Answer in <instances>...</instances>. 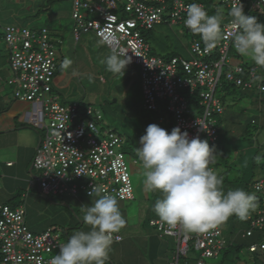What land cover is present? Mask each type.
<instances>
[{"label":"built area","instance_id":"built-area-1","mask_svg":"<svg viewBox=\"0 0 264 264\" xmlns=\"http://www.w3.org/2000/svg\"><path fill=\"white\" fill-rule=\"evenodd\" d=\"M224 1L234 8L244 0ZM263 2L256 0L252 7ZM207 17L202 3L194 0H120L119 4L116 0H72L73 39L77 41L81 34L92 33L112 53L138 65L144 108L157 112L164 109L173 120L176 138L167 142L165 152L172 171L170 187L180 212L173 221H151L175 240L172 264H177L193 239L202 258L197 264H204V257L216 256L225 246L221 229L208 210H186L189 176L192 161L200 151L201 135L205 133L211 141L217 138L216 115L224 109L216 93L221 78L250 88L257 76L256 69L249 67L245 77L243 67L233 64L229 55L231 47L241 48L246 44V36L239 32L243 21L238 18L223 25L219 41L215 42L217 48L202 47L197 41L191 44L192 54L205 60L177 56L163 59L153 55L143 32L160 24H183L188 28L211 26V21H205ZM2 39L10 68L5 83L15 99L30 103L25 123L43 133L31 165L38 171L33 180L38 191L45 196L83 193L91 197L133 200L134 188L122 137L102 128L99 109L91 105L83 107L79 101H60L55 93L58 46L62 39L52 38L46 27L33 29L15 24L4 26ZM258 88L264 99V80ZM184 91L198 99L200 109L189 106ZM261 186V182L255 185ZM261 199L263 204L256 208L251 228L245 235L264 228V194ZM94 213L108 227L104 234L107 242L121 241L116 209L98 208ZM263 248L264 240L248 246L250 252ZM68 251L52 229L36 233L28 228L25 204H0V264L78 263L76 258L68 259Z\"/></svg>","mask_w":264,"mask_h":264},{"label":"rangeland","instance_id":"rangeland-1","mask_svg":"<svg viewBox=\"0 0 264 264\" xmlns=\"http://www.w3.org/2000/svg\"><path fill=\"white\" fill-rule=\"evenodd\" d=\"M116 1L119 4L120 0ZM194 1L205 3L210 17L215 20H218L220 15L226 19L242 18L241 12L226 9L224 6L219 7L220 13L211 11L213 5L211 6L208 0ZM71 10L72 0H0V25L2 29L8 24L33 29L46 27L52 38L58 39L57 35H61L63 43L58 46V64L62 62V67L54 78L58 99L66 103L79 101L82 106L86 104L94 106L101 111L102 120L99 124L102 128L115 131L122 137L125 160L134 188L133 200L88 197L83 193L74 197L66 194L44 196L39 193L37 187L35 188L37 197L31 195L27 204L25 199L22 200L27 206V212L29 211L27 222L31 220L30 226L35 227L37 224V228L42 229L41 232L52 229L57 233L60 241L68 247L69 260L77 257L80 264H88L89 260L90 264H94L99 252H105L107 249L104 234L108 227L92 214L97 206L117 209L118 230L131 233H139L137 230L139 225L158 230L149 225L146 220L148 217H161V220L167 222L173 221L178 215V209L173 203L174 192L167 189L172 171L170 161L165 156L166 144L170 139L175 141L176 132L173 121L167 114H164L165 121L159 123V118L163 114L144 108L140 69L137 65L129 63L124 58L106 57L112 54L93 37L92 33L81 34L80 40L75 42L71 35L73 24ZM0 32V97L5 100L4 103L0 102V118L9 119L15 116L22 120L30 103L15 99L10 86L5 83L10 68L8 54L7 57L5 55L2 31ZM148 35L153 54L174 53L186 59L190 58L188 47L191 37L182 25H156ZM255 39L246 38L245 41H249L247 46L237 49L236 55L231 52L230 56L233 57L231 59L233 64L257 65L259 76L264 70L258 61L260 47ZM102 56L109 58L107 63L102 61ZM113 63L116 65L111 68ZM258 81L257 78L254 87L248 88L249 91L240 99L234 100L232 95L225 97L223 112L216 115L219 142L211 143L203 133L200 138V153L193 161L186 196L187 210L209 209L216 217L224 236L235 245L240 243L244 245L241 251L229 250L226 256L222 250L217 257H204L205 264L253 262L254 255L248 252L247 244L254 242L255 236L242 238L239 235L240 230L246 227V212L251 208L253 197L244 203L243 197L238 193L252 194L251 185L247 186V190L244 181L251 183L249 179H252V176L256 179L264 176L262 171L264 155L259 160L255 156L258 144L264 140V125L258 126L257 129L250 127L248 140L242 139L238 131L233 133L232 131L235 128L241 133L242 126L236 123L240 121L243 123L250 116L259 117L258 124L264 122L261 118L264 113V99L257 90ZM217 95H222V92L217 91ZM232 116H235V123L231 121ZM227 130L230 132L226 133ZM42 134L37 133L38 136ZM133 159L137 164H132ZM208 166L213 168L211 172L207 170ZM34 173L35 176L38 175V171L35 170ZM34 184L37 182L34 181ZM156 205L158 211L154 213L152 210ZM144 216H147L145 220ZM124 220L127 226L123 225ZM188 231L191 234L193 232L191 227ZM163 235L165 237L162 240L166 242L168 248L164 256H174L176 252L174 238ZM128 236H131L133 244L136 242L137 248L141 238L138 239L135 234ZM140 250L142 252L143 247ZM99 255L102 257L103 254ZM199 256L200 252L194 248L193 239L190 249L180 256L178 264H196ZM263 263L264 260L257 261V264Z\"/></svg>","mask_w":264,"mask_h":264},{"label":"crops","instance_id":"crops-1","mask_svg":"<svg viewBox=\"0 0 264 264\" xmlns=\"http://www.w3.org/2000/svg\"><path fill=\"white\" fill-rule=\"evenodd\" d=\"M0 30L3 33V29L1 28V25H0ZM57 37L58 39H62L61 35L59 36L57 35ZM93 37L95 36L93 35ZM79 40L80 38L77 41ZM62 43L60 45H62ZM100 43L102 44V46L105 47L106 50H108L109 53L112 54V55L108 54L106 57L109 56L119 57L114 53H112L102 42ZM4 50H5V55L7 57V51L5 47ZM102 59L103 62L107 63V60L109 58H105L104 56H102ZM115 65L116 63L111 64V68L112 67L114 68ZM54 88H55V93L58 95L56 85L54 86ZM2 98L3 97L1 96L0 102L3 101L4 103L5 100H2ZM158 122L161 123L162 120H159ZM37 133L39 132H37L36 130H34L25 123L24 117L22 118V120H19V118H16L15 116H11L9 119L3 117L0 118V204H9L11 206H16L20 203L24 204V202L22 201L24 199L27 204L29 201L28 199L31 195L33 197H37L35 190L37 184L36 185L34 183L31 184V182L35 180L36 177L34 173L35 170L32 169L31 167L32 160L41 137L38 136ZM7 162H12V163L10 165H7ZM167 189L172 190L171 188H167ZM104 208H109V207H104ZM152 211L154 213H157V209L155 207ZM187 211H191V209ZM27 214L29 215V211L27 212V206H25L26 225L33 232L36 233L41 232L42 229H40L39 227L37 228V224L35 225V227L30 226L29 222H31V220L29 218L30 221L27 222V217H28ZM118 216H119V212H118ZM146 217L147 216H144V220L146 219ZM148 219H150L149 220L150 221L149 225H150L152 220L161 219V217L151 216L148 217L146 220ZM97 220L104 222L98 218ZM123 225L127 226L126 220L123 221ZM153 226L154 225H152L151 227ZM146 228H147L146 225L144 226L139 225L137 228V230H139V233H131L129 231L124 232V230L123 231L118 230L122 235V240L111 243H108L106 241L107 244L106 251L99 252V254H103V255L101 257L98 254V256H96L94 260V264H172L174 260L173 258L174 256L173 255L169 257L164 256V253L166 249L168 250V248L166 242L162 240L165 237L163 233H160V231L158 230H152L150 228L147 229ZM156 229L158 228L156 227ZM104 230L102 231V235L104 233ZM129 234H135V236L138 237V239L141 238V240L138 241L140 246L138 245V247L136 248V242H134L133 244L131 236H128ZM137 234L140 235L143 234L145 235L144 236L145 238H143V235L139 236ZM141 247H143L142 252L140 250ZM76 259L78 261L77 257ZM90 263L91 262L89 260L88 264ZM77 264H80L79 261Z\"/></svg>","mask_w":264,"mask_h":264},{"label":"trees","instance_id":"trees-1","mask_svg":"<svg viewBox=\"0 0 264 264\" xmlns=\"http://www.w3.org/2000/svg\"><path fill=\"white\" fill-rule=\"evenodd\" d=\"M49 1H52V0H49ZM254 1H256V0H244L243 3L240 6L234 7V8L227 6V4H226V2L224 0H208V3L211 6L213 5V8L211 9V11H213V12L220 13V8H219L220 6H224L226 9H230V10H234V11L241 12L242 18L241 19L238 18V19L243 21V26L240 27L239 32H241L242 36H246V38H249V37L254 38V39L256 38L257 41L259 42L260 51H259V59H258V61H259L260 64H262V67H263V70H264V2L263 3H259V5L256 6V7H252V3ZM195 2H199V1H195ZM202 5H203V7L206 10L207 15L209 16V18L207 17L208 19L205 20V21H211L213 23L211 26L203 27L201 25L200 26L198 25V26H195V27H191V28L189 27L188 28V27H185L183 24H179V25H182L184 27V29L190 34V37H191V39L189 41V47H188V52L190 54V58L189 59H186V58H183L180 55L174 54V53L166 54V55H158V56L162 57L163 59L164 58L165 59H169V58H171L173 56H177V57L183 58L185 60H191V59H194V58H199L198 56L193 55L192 54V51H191V44L193 42H195V41H197L202 47H213V48H217V44H215V42H218L219 41L218 39L221 36L222 27L230 19H226L222 15H220L219 19L218 20H215L212 17H210V13H209V11H207V7H206L205 3L202 2ZM231 19H233V18H231ZM150 31L151 30H149V32ZM149 32H147V31L146 32H143V34L147 38V41H149L148 40V38H149L148 33ZM245 40H244V42H246ZM247 43H249V41H247L246 44H244V46H247ZM242 47L243 46H241V48ZM237 49H240V48L231 47L230 48V51H229V55H231V52H233L236 55ZM152 51H153L152 50V47H150V53L151 54H153ZM153 55H155V54H153ZM215 55H216V51L214 52V56ZM200 58L203 59V60L206 59L205 57H200ZM230 58L232 59L233 57L230 56ZM237 64L241 65L243 67V69L245 70V72H244V76L245 77L247 76L246 74H247V71H248V68L249 67H254L256 69V74L255 75L257 77H255L254 79H252V86L250 88L254 87V81L258 78L259 81L257 83V90H258V92H259V94H260V96L262 98V94L260 93V90L258 88V84L264 80V71L261 74H259V76H258V66L257 65H255V66H246L247 63H237ZM134 65H136V64H134ZM61 67H62V63L57 64V69H56V72H55V76L61 71ZM217 91H221L222 92V95H217V96L220 98V100L222 102V105H224L223 102H224V99H225V97L227 95L228 96L229 95H232L233 96V99L234 100H237V99H240L241 97H243L246 94V92L249 91V89L247 87L243 86V84H237V83H235L232 80H228V79L222 77L221 80L219 81L218 86H217L216 93H217ZM141 92H142V90H141ZM184 94H185L186 98H188L189 106L191 108L197 109L199 107V105H198V99L194 95H190L187 91H184ZM236 94L238 96H234ZM86 105H89V104H86ZM259 108L261 110L262 109V106L259 107ZM147 111H151V110H147ZM152 112H156V113L163 114V116H160V118L161 117L163 118L162 122L165 121L164 114H167L168 117H169V119L172 120V118L169 116L168 113H166L164 111V109H162L159 112H157V111H152ZM262 115H263V117H261V118L264 120V113ZM258 118L259 117H257V116H250L243 123H240L241 121L238 122V123H236V125L242 126V131L240 133L239 130H235V128H234L233 131H232V133L234 131H236V132L238 131V133L241 134L242 139L248 140V135H250L249 134L250 127H254V129H257L258 126L262 127L264 125V122L263 123L260 122L262 124H258ZM261 118L259 120H261ZM231 119H232L231 121L235 123V116H232ZM28 126H30L31 128L34 129V127H32L31 125H28ZM34 130H36V129H34ZM37 132H40V131H37ZM229 132H230V130H227L226 131V133H229ZM209 141L211 143H218L219 142V131L218 130H217V138L215 140H213V141H211V140H209ZM258 149H260V150H258ZM200 150H201V147H200ZM256 150L257 151L255 152V156H257V160H259V158L262 155H264V140H263V143L258 144ZM199 153H200V151H199ZM199 153H197L195 155V157ZM220 155H222V154H220ZM193 161H194V159H193ZM193 161H192V166H193ZM224 162H226V160H224ZM262 166H263L262 171H264V165H262ZM207 170L209 172H211L213 170V168L211 166H208L207 167ZM221 178L223 179V177H221ZM189 181H190V177H189ZM249 181L251 183H248L247 180L244 181V187L247 189V186L248 185H251V188H252V192L253 193L252 194H248V192H246V193H241V192L238 193L239 196H242L243 197L242 199L244 200V203H247L249 200H252V197H253V203L251 205V208L248 209L247 212H246V219H245V221H246V227L243 228V229H241L240 230V234H239L242 238H252V237L255 236L256 240L254 242L252 241V242H250V243L247 244V250H248V246L249 245H251L253 243H260V242H262L264 240V228L263 229H254L253 230L254 231L253 234H251V235H245V231L247 229H250L251 228V219L253 217H255V215H256L255 214L256 208L257 207H261L262 204H263L262 203L261 196L264 194V176L261 177V178H259V179H256V178H254L252 176V179H249ZM259 182H261L262 186L259 187V188H256L255 185H256V183H259ZM188 186H189V183H188ZM168 188H170L169 187V180H168ZM54 196H56V195H54ZM67 196H69V195H67ZM186 196H187V194H186ZM72 197H74V196H72ZM88 197H91V196H88ZM249 197H251V198L249 199ZM173 203L177 207L178 212H180V208L178 207V205L176 203L175 193H174ZM154 207L158 211V206L156 205ZM98 208H104V207H96L94 209V211L92 212V214L95 217H96V215H95L94 212ZM109 208H113V207H109ZM113 209H115V208H113ZM202 209L208 210L209 213L215 218V221H216V224H217V219L211 213V211L209 209H207V208H202ZM199 210H201V209H194L193 212H196V211H199ZM116 211L118 213V210L117 209H116ZM149 220L150 219H148V223H150ZM221 232H222V236L226 240V243H225V246L219 251V253L223 250V252H224V254L226 256L229 253L228 252L229 250H231V251L233 250L234 252L241 251L242 247L244 246L242 243H240L238 245H235L232 242V240H229L228 238H226V236H224L222 230H221ZM227 240H229V242ZM191 242H192V240L189 243V249L191 247ZM194 248H195V246H194ZM248 252L254 255L253 262L251 264H257V261L260 262V261L264 260V248L263 249H258V250L254 251V252H250L248 250ZM219 253L216 256H213V257H217L219 255ZM180 256H179V258H180ZM210 258H212V257H210ZM199 259H202V258L199 256V258L197 260H199ZM178 261H179V259H178ZM196 264H197V261H196Z\"/></svg>","mask_w":264,"mask_h":264},{"label":"clouds","instance_id":"clouds-1","mask_svg":"<svg viewBox=\"0 0 264 264\" xmlns=\"http://www.w3.org/2000/svg\"><path fill=\"white\" fill-rule=\"evenodd\" d=\"M200 146H201V144H200ZM165 155H166V152H165ZM191 170H192V166H191ZM190 174H191V171H190ZM190 177V176H189ZM171 178H172V176H171ZM171 178H170V180H171ZM170 180H169V187H170ZM189 183V182H188ZM171 188V187H170ZM172 189V188H171ZM173 190V189H172ZM174 192V191H173ZM134 198H135V196H134ZM159 220H161V219H159ZM163 221V220H162ZM165 222V221H164ZM168 222V221H167ZM159 230V229H158ZM160 231V233H162V231L161 230H159ZM179 259V258H178ZM177 264H178V260H177Z\"/></svg>","mask_w":264,"mask_h":264}]
</instances>
